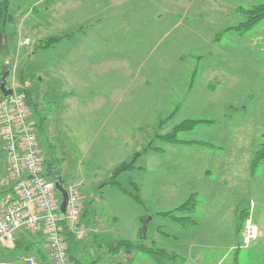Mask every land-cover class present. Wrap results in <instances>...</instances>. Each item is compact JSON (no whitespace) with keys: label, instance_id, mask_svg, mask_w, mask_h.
I'll return each instance as SVG.
<instances>
[{"label":"rangeland","instance_id":"1","mask_svg":"<svg viewBox=\"0 0 264 264\" xmlns=\"http://www.w3.org/2000/svg\"><path fill=\"white\" fill-rule=\"evenodd\" d=\"M34 1L9 0L12 20L3 25L0 71L9 69L7 87L27 85L29 109L36 115L37 107L44 120L32 124L45 166L56 174L45 173L46 178L58 176L64 188L78 185L83 237L73 241V256L82 264H138L125 263L123 251L108 255L106 248L118 239L135 243L143 231L145 243L170 252L196 253L206 239L215 256L226 253V239L236 235L235 205L252 201L264 212V163L249 176L264 133V18L242 36L225 30L243 20L236 8L264 0H53L51 6ZM92 8L102 12L99 22L87 27ZM71 35L34 49L40 40ZM112 110L125 121L110 116ZM186 118L212 120L178 134L200 141L195 147L168 146L155 154L150 149L117 176L139 203L108 183L112 171L145 146L163 149L161 133ZM205 143L216 145L207 150L200 147ZM204 157L222 161L228 171L213 172L208 196L201 191L187 214L195 224L181 227L157 215L200 192ZM254 244L260 249L253 256L264 253V244Z\"/></svg>","mask_w":264,"mask_h":264},{"label":"built area","instance_id":"2","mask_svg":"<svg viewBox=\"0 0 264 264\" xmlns=\"http://www.w3.org/2000/svg\"><path fill=\"white\" fill-rule=\"evenodd\" d=\"M13 84L12 93L0 97V151L5 156L3 164L0 155V247L15 248L17 229L40 231L47 240V260L24 256L0 264H74L67 252L64 232L72 233L75 240L82 237V231L75 228L83 210L78 185L69 183L65 188L67 199L60 218V200L53 182L45 176L26 97ZM258 234V227L246 218L241 230L242 244L247 246Z\"/></svg>","mask_w":264,"mask_h":264},{"label":"crops","instance_id":"3","mask_svg":"<svg viewBox=\"0 0 264 264\" xmlns=\"http://www.w3.org/2000/svg\"><path fill=\"white\" fill-rule=\"evenodd\" d=\"M44 1L49 6H51V3L53 2V0H35L32 5H36L38 3L40 4V3H43ZM50 1H51V3H50ZM78 4H79V2H78ZM48 5H46L45 7H47ZM80 11H82L81 6H80ZM33 12H34V7H32L31 13H33ZM57 12H58V9L56 10V13ZM101 12L102 11L100 9H98V8H92V11L89 13L88 16H87V14H85L89 18V20L87 22V27L93 26L95 23L99 22L98 18L100 17L99 15H100ZM109 17H111V9H109L108 14H107V18H109ZM80 24H81V22H80ZM82 30H84V28L80 26L79 31H82ZM225 31H227V30H225ZM232 32H234V31H232ZM236 34H238V33H236ZM238 35H240V34H238ZM70 38H72V35L71 36H66L65 39L69 40ZM63 40H61V41H63ZM57 43H59V42H57ZM34 49H36V47H34ZM37 49H42V48H37ZM110 49H111L110 47H95V50H98V51H105V50L109 51ZM28 51H30L29 48L27 49L26 52H28ZM3 53H4V51L2 52V54ZM263 66H264V63H263ZM196 67L197 66H195V68ZM6 71L9 74V69H8L7 66H6ZM158 78L160 80L164 79V77H158ZM192 79L193 78H191V80ZM140 82L143 83V79H141ZM117 83L121 84V83H124V81H122L121 79H118ZM147 84H149V83H147ZM11 86H12V84H11ZM26 86H24V87H26ZM211 89L213 90L214 88L211 87ZM27 91H28V88H27ZM262 96L264 98V95H262ZM0 97H2L1 92H0ZM128 100L134 101L133 103H136V100H131V98H128ZM179 107H180V104L176 105L175 109L173 110L172 113L177 111L179 109ZM28 108H29V106H28ZM35 111H36V115H35L34 111L31 112L30 109H29L30 120H31V122L35 121L36 123L39 124V126H41L43 124L44 120L41 117L37 107H36ZM115 114L118 116V121H121V120L123 122L125 121L124 116L121 114L120 111L112 110L110 116L115 115ZM186 119H191V118H186ZM193 119H203V120H209V121L212 122L211 119H206V118H193ZM136 123H137V121H128V125H136ZM183 140H186V139H183ZM165 143H166V145L163 147V149L158 148V147H152V144H149V145L144 147V148H146L145 150H144V148L142 150H140V151H142L140 155L145 154L150 149L153 151L154 154L155 153H164L168 146H172V147H169V148H175V146L180 147V148L195 147L196 146L195 144L187 145L186 143H182V142H177V143L165 142ZM215 145L216 144H214V143L201 144L200 147L206 148L207 150H211V148H214ZM220 148H221V146L218 147V149H220ZM0 155H1L2 163L5 164V161H4L5 156H4L2 150L0 151ZM177 160L183 162L185 159L184 158H178ZM204 160L206 162V166L203 167L202 170L200 171V176L202 177V182H201V186H200L201 190H200V192L194 191L193 193L192 192L189 193L187 198L190 195L195 194V195H197V199H198V197L200 198L201 191H203V195L204 196H208L209 193H211V191H212V189L214 187V185L211 184L212 180H210V179L211 178L216 179L213 176V172H215V174H223L224 172L228 171V167H226V165L225 166L224 165H220V164L223 163L222 161H216L214 158L211 159L209 157H204ZM251 160H252V158H251ZM221 169H223L224 172L220 173ZM255 172H256V170L252 171L250 169V164H249V176L250 177L255 176ZM10 194L12 196H14L12 190H10ZM187 198H185V200ZM197 204H198V201H197ZM197 204H196V206H197ZM252 208H253V210H252ZM83 210H84V207H83ZM156 214L159 215V216H162V217L170 218L169 216L164 215V211H159ZM234 218L236 219V226H235L236 235L235 236L232 235L231 237H228L226 239V244L228 245L226 253L215 256L213 254V252L211 250H209L212 247V243L210 241L207 242L206 239H202L201 242H200L201 243L200 246L203 247L204 250H200V251H198L196 253L187 252V253H184V254L179 253V252L176 253V252L171 251V253H174L177 256H176V258L168 257V260L169 259L170 260L168 262H165V264H252V263H249V261H254V260H258L259 261L258 264H264V253L258 255L257 257L252 255V251L260 249L259 244H254V242H260V243L264 244V212L263 211L258 212V210H256V206L255 205L253 206V202L252 201H248L247 202V206L244 205L243 203H239V204L237 203L235 205V209H234ZM245 218L251 219V221L259 229L258 236L251 241L252 242L251 245H250L251 242L247 245L248 247L244 246L242 244V241H241V230H242V226H243V219H245ZM84 221H86V219H84ZM82 223H83V220L80 221V218H79L77 223H76V225H75V228H77L78 230L82 231V227H83ZM191 224H195V221L193 220V222H189V223L184 224L183 226L182 225H180V226L181 227H186V225L189 226ZM82 233H83V231H82ZM82 237H83V235H82ZM79 240H81V239H79ZM14 241H15V244H16V247H15L14 250H9V249L0 247V262H4V261L13 262V261L18 260L21 257H24V256L33 257V258H35V259H37V260H39L41 262H45L47 260V257H46L47 256V240H46V238H45V236L43 235L42 232H40V231H38V232H29V231L25 230L24 228L17 229L15 231V233H14ZM106 243L107 242H104V244H106ZM192 245L193 244L191 243L190 246H192ZM160 248H162V247H160ZM73 249L70 251V254L72 256H73V252H72ZM83 249H84V247H83ZM163 249H166V248L163 247ZM240 249H244V250H247V251L240 252ZM232 250H233V253L230 255ZM75 251L76 250H74V252ZM167 251L170 252V250H167ZM44 256H45V260L42 258ZM91 256L94 258L95 254H93ZM123 256L125 257V263L127 261L137 260L138 264H144L143 262H145L146 264H149V263H147L146 260H150L153 264H155L151 259H149L146 255H144V254H142L140 252L139 253L134 252V253H131V254L124 253ZM73 258H74L75 264H82L81 260H79L78 258H75L74 256H73ZM176 260H179V261L176 263Z\"/></svg>","mask_w":264,"mask_h":264},{"label":"trees","instance_id":"4","mask_svg":"<svg viewBox=\"0 0 264 264\" xmlns=\"http://www.w3.org/2000/svg\"><path fill=\"white\" fill-rule=\"evenodd\" d=\"M8 7H9V1L8 0H0V50L3 49L4 51V34H3V25L12 20V17L8 14ZM236 11L242 16L243 20L239 23L228 27L227 31H234L240 35L244 34L246 31L250 30L254 25H256L259 21H261L264 18V2H260L258 4H254L250 7H238L236 8ZM63 38H66V36H54L47 38L45 40H40V44L36 46V48H42L47 49L50 47H53L57 42L62 40ZM264 63V62H263ZM6 71V66L3 68L2 71H0V76ZM24 88V86L22 87ZM22 88H18L19 91L25 93L26 102L27 101V88L25 87L22 91ZM210 122L209 120H203V119H184L181 122L175 124L172 126L168 131L161 133L160 137L162 141L164 142H170V143H177L182 142L186 143L187 145L190 144H198L200 141L196 140H183L178 137V134L180 132H185L188 130H191L195 127L198 123L201 122ZM210 144V143H205ZM146 149V148H145ZM144 149V150H145ZM142 152V151H141ZM141 152L136 153L135 156L132 158V160L129 163H122L118 167H116L112 173L110 180L108 183L113 184L115 187H117L120 191L128 195L131 199H133L136 202H140L139 197L136 193H132L130 191L125 190L122 188L117 181V176L127 170H131L133 168V164L136 161L137 156L141 154ZM46 160L43 159L44 169L45 173L48 175L53 172L51 165L48 163L45 166ZM264 163V133L262 134V140L259 144V147L255 150L251 163H250V169L252 171L257 170L258 166ZM130 184L132 185L134 192L138 190L137 185L130 181ZM197 195L192 194L190 195L186 200H184L180 205H178L176 208H174L171 211L164 212V215L169 216L175 223L179 225H184L189 222H193L191 217H189L187 214L194 210L197 204ZM83 212V210H82ZM82 214V213H81ZM81 216V215H80ZM246 219V218H245ZM243 219V222L244 220ZM62 221V225H63ZM188 225V224H187ZM186 225V226H187ZM65 238L68 242L67 252L71 260L74 261L73 256L70 254V251L74 248L73 241H75L73 234L69 231L64 232ZM145 234L144 231L142 232L140 239L133 243L129 240L125 239H118L113 240L112 242L107 244L106 253L108 255H114L118 254L120 251L125 252L126 254L131 253H142L146 255L149 259H151L155 264H165V262H168V257L176 258V254L171 253L167 251L166 249L160 248V247H154L152 245H149L144 242ZM16 247V244H15ZM15 249V248H14ZM13 249V250H14ZM47 257V256H46ZM45 260V256L42 257ZM75 263V262H74Z\"/></svg>","mask_w":264,"mask_h":264},{"label":"water","instance_id":"5","mask_svg":"<svg viewBox=\"0 0 264 264\" xmlns=\"http://www.w3.org/2000/svg\"><path fill=\"white\" fill-rule=\"evenodd\" d=\"M8 72H4L1 76H0V92L2 94V97H6L8 95H10L13 91L12 87H6V76H7ZM106 182L101 183L99 185H97L94 189V195H96L97 190L103 186ZM54 189L60 194V202H59V217L62 218L64 215V210H65V205H66V199H67V192L63 186V182L61 181V179L56 176L55 180H54Z\"/></svg>","mask_w":264,"mask_h":264},{"label":"flooded vegetation","instance_id":"6","mask_svg":"<svg viewBox=\"0 0 264 264\" xmlns=\"http://www.w3.org/2000/svg\"><path fill=\"white\" fill-rule=\"evenodd\" d=\"M53 174H55L54 172L50 173L49 175L53 176ZM56 175V174H55Z\"/></svg>","mask_w":264,"mask_h":264}]
</instances>
